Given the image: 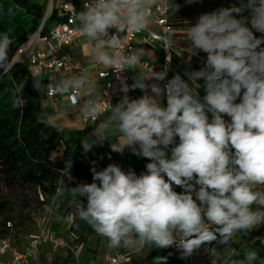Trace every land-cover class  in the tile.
Listing matches in <instances>:
<instances>
[{
	"label": "clouds",
	"instance_id": "1",
	"mask_svg": "<svg viewBox=\"0 0 264 264\" xmlns=\"http://www.w3.org/2000/svg\"><path fill=\"white\" fill-rule=\"evenodd\" d=\"M160 6L161 0H86L74 13L93 61L119 72L139 69L131 85L121 81L124 95L115 105L108 103L107 115L81 140L83 151L113 141L111 134L116 135L112 152L127 149L150 162L139 175L114 163L100 171L92 167V183L64 184L57 196L67 190L73 199L86 198L76 216L105 237L109 248L176 247L188 258L215 242L207 248L211 264H264L254 248L232 259L217 247L230 248L241 233L264 225V0H240L239 7L218 8L188 25L189 46L182 50L190 58L206 53V61L199 70L185 71L187 80L177 73L163 87L167 71H141L145 51L123 40L125 34L150 31ZM165 7L173 15L179 11L174 0H165ZM173 37L169 31L161 38L166 51ZM12 45L10 33L0 32V78L15 67ZM33 87L42 92L40 82ZM136 89L144 94L130 98L127 93ZM22 91L13 92L14 108L23 106ZM47 91L70 108L80 107L86 119L102 116L94 100L80 104L82 95L99 93L83 72L51 82ZM42 122L55 126L51 117ZM166 261L157 257V264Z\"/></svg>",
	"mask_w": 264,
	"mask_h": 264
},
{
	"label": "trees",
	"instance_id": "2",
	"mask_svg": "<svg viewBox=\"0 0 264 264\" xmlns=\"http://www.w3.org/2000/svg\"><path fill=\"white\" fill-rule=\"evenodd\" d=\"M240 0H174L179 5L175 15L168 14V24L174 35L181 34L194 25L201 14L209 13L214 8L222 6H240ZM9 9L12 13L9 14ZM0 32H9L13 40L9 57L13 59L15 67L10 73L0 78V239L9 238L14 230L32 221L29 212L40 214L51 211L61 220L69 221L68 235L75 243L74 247H85L91 237L101 239L90 225L76 216L77 209L86 207L84 197L73 199L65 190L62 196H57V188L64 184L67 188L80 183H92V166L86 164L81 157V140L90 135L96 124L87 126L83 137L65 138L57 129L42 122L47 118L43 101L47 98V81L43 78L32 77L27 71V59L17 58V52L25 46L31 35L42 24L40 36H46L49 31L63 18L56 7L45 15V6L35 0H0ZM206 53L200 52L191 58L183 51L180 55H171L173 67L183 75L185 71H196L206 61ZM40 82L42 92L33 87L34 82ZM203 84V81H199ZM22 87V107L12 106L13 92ZM239 102V101H237ZM178 141V138H177ZM170 155V153H169ZM72 167L66 168V162ZM145 158L134 159L124 171L132 169L137 175L144 172ZM115 162H101L93 166L97 171ZM72 179H69V177ZM174 190L182 189L173 185ZM16 203L20 204V216H13ZM8 224L10 226L8 227ZM264 225L254 229L249 235L241 233L239 240L231 246L232 259H242L248 248H254L261 259H264ZM105 238V237H104ZM104 243L108 245L105 238ZM12 244L15 246L17 244ZM215 242H213L214 246ZM112 249V253L129 255V249ZM145 256L139 260H131L130 264H157V257H167L166 264H186L181 259V253L176 247L165 249L145 248ZM239 254V255H238ZM57 257V256H56ZM96 257V249L85 248L79 260L74 258V249L68 250L66 256L54 264H90ZM76 261V262H75Z\"/></svg>",
	"mask_w": 264,
	"mask_h": 264
},
{
	"label": "built area",
	"instance_id": "3",
	"mask_svg": "<svg viewBox=\"0 0 264 264\" xmlns=\"http://www.w3.org/2000/svg\"><path fill=\"white\" fill-rule=\"evenodd\" d=\"M86 0H61L58 8L60 16L63 20L55 25L49 33L41 37L40 31L42 24L37 28L33 35H31L29 42L17 52V58L27 59V71L35 78H43L47 81V86L55 81V73L63 74L70 73L74 68H79L77 61L66 51V48L76 41L85 40L83 35L79 32L76 24L73 21L74 13L78 14L83 10V4ZM169 11L165 7V0H161V6L157 9L155 17V24L151 30L143 33H128L123 37L124 44L130 45L132 48H137V42L141 46L150 49H161L169 55H179L175 51L174 42L168 46L167 51L164 49L162 37L171 31L168 24ZM115 32V29L110 30ZM140 68L147 70L149 68L148 62L142 58ZM167 71V75L172 71L171 61H167L157 72ZM97 77L102 82V92L97 95L95 102L100 104L102 116L98 120L86 119L83 117L85 124H96L99 120L107 114L106 109L108 103L112 105L119 102L124 95L121 92V81H125L130 85L132 76L128 70L119 72V69H103L97 73ZM167 80L163 81V84ZM128 95V93H127ZM47 97H54L48 95ZM10 224H8V227ZM50 244L52 247L64 246L63 238L55 237L54 235H47L44 232L38 235L29 237L27 243L21 248H16L9 238L0 239V264H30L38 256L39 248L42 245ZM212 246L204 245L197 250L192 256L188 257L190 261H196L198 264H211V256L207 248ZM180 251V250H179ZM181 253V252H180ZM222 255V254H220ZM224 256V255H222ZM127 255L119 253L107 254L100 264H122L127 261ZM227 257V256H225ZM183 261L186 258H181Z\"/></svg>",
	"mask_w": 264,
	"mask_h": 264
},
{
	"label": "crops",
	"instance_id": "4",
	"mask_svg": "<svg viewBox=\"0 0 264 264\" xmlns=\"http://www.w3.org/2000/svg\"><path fill=\"white\" fill-rule=\"evenodd\" d=\"M37 3L44 5L45 2L48 3L47 7H45V15H47L50 10L53 7H56L57 10L59 8V5L61 3V0H35ZM59 13V12H58ZM60 15V14H59ZM184 31V30H183ZM179 31V32H183ZM174 48L175 51L179 53V55L184 51L182 50L184 47V43L179 40V38L174 39ZM137 48L143 49L145 51L144 59L148 62L149 68L147 70H142L145 72L154 71L157 72L160 67H162L167 61H171V55L167 54L161 49H150L147 47L141 46L140 42H137ZM66 51L68 54L72 57L73 60L77 61L80 65L79 68H74L71 72H83L86 75H89L91 77V83L94 87H98L99 93L94 94L93 96L89 97L87 95H82L80 104L83 105L87 100H95L97 95H99L102 92V82L97 77V73L105 67L103 65L97 64L95 61H93L90 57V44L89 42L85 40H80L74 42L72 45L68 46L66 48ZM170 58V59H169ZM129 73L132 76V81L130 85L134 82V77L138 74L139 69L136 70H128ZM70 72V73H71ZM179 73L181 77L185 80H187V77L184 76L179 70H177L172 65V71L167 75L168 79H171L174 75ZM69 73H55V81L61 79L62 77H67ZM161 83V87H163V82ZM202 85V84H201ZM144 93L139 90H130L128 92V96L130 98H138L142 96ZM199 94L201 99L205 95V90L203 87L199 89ZM118 103V102H116ZM114 103L113 105H115ZM164 103L166 105V98L164 100ZM43 108L45 111V114L48 117H51L55 121L54 128L57 129L61 134L65 136V138H77L80 139L83 137L84 131L87 128V124L83 121V116L80 115L81 109L80 107L70 108L68 106L69 102L65 99H61L59 97H47L43 101ZM107 115V114H106ZM105 115V116H106ZM210 115V114H209ZM104 119L102 117L100 120ZM225 119H230L227 116H225ZM99 120V121H100ZM99 123V122H98ZM96 123V125L98 124ZM91 125V124H89ZM116 139V135H109V140H106L103 145H95L93 148L88 151H83V146L81 144V157L82 160L88 164L89 166H97L101 162H115L117 165L121 166V168H127L131 165V162L134 159H140L141 157H137L136 155L132 154L129 150H125L123 154L115 153L111 151L110 144L114 142ZM95 162V163H93ZM223 247V246H221ZM228 254V256L231 258V255L233 253L231 247L227 248L225 250ZM220 254L221 251H220ZM223 255V254H222ZM225 256V255H224ZM191 264H198L196 261H191Z\"/></svg>",
	"mask_w": 264,
	"mask_h": 264
},
{
	"label": "rangeland",
	"instance_id": "5",
	"mask_svg": "<svg viewBox=\"0 0 264 264\" xmlns=\"http://www.w3.org/2000/svg\"><path fill=\"white\" fill-rule=\"evenodd\" d=\"M47 5L48 3L45 2L44 6L47 7ZM216 9L218 8L212 9L211 12L215 11ZM243 15L248 16L249 13L245 11ZM237 18L240 17L237 16ZM0 19H2L1 14ZM186 31L187 29H184L181 34L174 35L173 37L174 39L179 38V40L184 43V48H187L189 46L188 42L184 40V34L186 33ZM255 34L257 36L260 35V33ZM182 191L183 189L180 192ZM19 206V203H16L14 205L13 216L15 218H18V216H20ZM27 212H29L32 221L28 222L25 226L20 227L18 230H14L11 235L12 242L14 244H17L15 245L16 248L21 249L27 243L30 236L38 235L42 232L47 235H54L55 237L63 238L65 242L64 246H58L57 248L52 247L50 244L42 245L39 248L37 258L34 259L30 264H54V261L56 260L55 258H59V260L62 259L64 256H66L67 251L71 249H74V258L76 261L79 260L80 256H82V252L85 250V248L96 249V257L94 260L91 261L90 264H100L107 254L112 253V249L104 243L105 238L103 236H101V239L91 237L85 247L78 246L75 248V243H73V240L69 238L67 231L69 221L61 220L60 217L54 212L46 211L44 213L37 214L33 212L32 207ZM236 240H239V236L236 238ZM262 242H264V237H262ZM217 247L223 255L229 257L227 252L225 251L226 249H223V247L221 246ZM145 254V248L142 250L129 249V255L127 257L128 260L124 261L122 264H130L131 260H139L143 258ZM184 262L186 264H191V261L187 258L184 259Z\"/></svg>",
	"mask_w": 264,
	"mask_h": 264
}]
</instances>
